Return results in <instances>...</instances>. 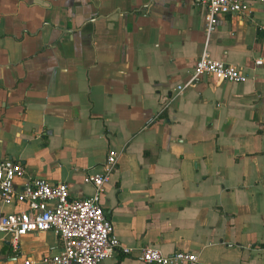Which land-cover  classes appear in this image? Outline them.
Segmentation results:
<instances>
[{"label":"crops","instance_id":"1","mask_svg":"<svg viewBox=\"0 0 264 264\" xmlns=\"http://www.w3.org/2000/svg\"><path fill=\"white\" fill-rule=\"evenodd\" d=\"M204 11L201 0H0V161L22 165L18 189L44 178L78 199L115 152L100 207L120 242L264 264V63H253L264 0L208 35ZM203 55L246 80L189 84ZM24 207L0 203V214ZM8 239L0 264H49L60 250L51 230L17 250ZM97 264L144 263L117 253Z\"/></svg>","mask_w":264,"mask_h":264},{"label":"built area","instance_id":"2","mask_svg":"<svg viewBox=\"0 0 264 264\" xmlns=\"http://www.w3.org/2000/svg\"><path fill=\"white\" fill-rule=\"evenodd\" d=\"M201 1L205 5L202 27L206 35L215 29L221 15H239L245 9V0ZM253 63L261 65L264 59L256 57ZM191 72L189 84L202 77L234 84H242L247 78L231 64L209 59L206 55L195 60ZM182 89L178 86L176 91ZM117 158V153H108L99 172L84 175L83 181L91 184L94 192L78 199L69 197L67 184H51L44 178L29 177L23 188H16L15 180L24 176L22 165L11 159L1 160L0 203L5 206L23 203L25 207L10 214H0V234L7 235L9 245L17 250L18 242L25 234L51 230L59 241L60 250L45 259L49 264H97L117 253L132 256L144 264H201L192 251L181 249L165 256L158 248L148 245L134 250L113 234L112 224L100 207V197Z\"/></svg>","mask_w":264,"mask_h":264}]
</instances>
